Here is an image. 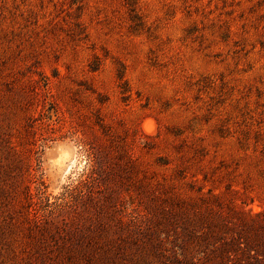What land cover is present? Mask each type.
I'll return each mask as SVG.
<instances>
[{
    "label": "rangeland",
    "instance_id": "1",
    "mask_svg": "<svg viewBox=\"0 0 264 264\" xmlns=\"http://www.w3.org/2000/svg\"><path fill=\"white\" fill-rule=\"evenodd\" d=\"M0 264H264V0H0Z\"/></svg>",
    "mask_w": 264,
    "mask_h": 264
}]
</instances>
